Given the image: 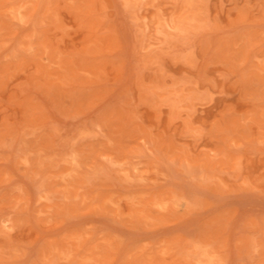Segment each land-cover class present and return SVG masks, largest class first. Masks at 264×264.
<instances>
[{
	"label": "rangeland",
	"instance_id": "374dc122",
	"mask_svg": "<svg viewBox=\"0 0 264 264\" xmlns=\"http://www.w3.org/2000/svg\"><path fill=\"white\" fill-rule=\"evenodd\" d=\"M0 264H264V0H0Z\"/></svg>",
	"mask_w": 264,
	"mask_h": 264
}]
</instances>
